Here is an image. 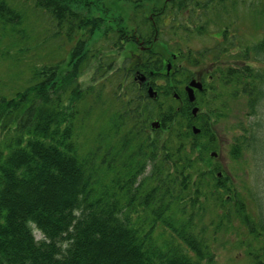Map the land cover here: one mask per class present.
<instances>
[{
    "label": "trees",
    "instance_id": "obj_1",
    "mask_svg": "<svg viewBox=\"0 0 264 264\" xmlns=\"http://www.w3.org/2000/svg\"><path fill=\"white\" fill-rule=\"evenodd\" d=\"M33 1L55 23L53 35L75 45L61 60L34 67L25 89L0 95V264H210V246L194 223L210 201L221 218L238 220L260 239L262 246L249 255L254 264H264V211L252 217L227 175L201 155L213 143L208 119L205 113L193 115L187 100L177 105L172 82L152 83L159 92L155 98L147 87L139 88L123 111L110 114L109 127L87 152L81 150L75 135L77 104L89 90L79 79L98 56V72L111 67L91 45L97 35H116L110 40L124 50L125 12H114L110 0ZM226 1L200 6L201 13L193 15L203 21L197 33L213 21L207 13L211 6L226 7ZM26 17L14 0H0V24L22 39ZM220 32L225 41L216 43L215 57L228 48L229 31ZM155 57L133 64L126 56L121 69L126 75L134 70L156 75L161 63ZM237 57L245 61L240 67L217 70L225 85L235 87L233 95L247 96L254 115L264 102V38ZM153 116L161 121L159 129L149 123ZM126 125L129 131L120 135ZM261 140L251 133L247 142L254 149ZM244 146L235 142L232 158L238 159ZM159 225L171 229L161 241L154 235Z\"/></svg>",
    "mask_w": 264,
    "mask_h": 264
},
{
    "label": "rangeland",
    "instance_id": "obj_2",
    "mask_svg": "<svg viewBox=\"0 0 264 264\" xmlns=\"http://www.w3.org/2000/svg\"><path fill=\"white\" fill-rule=\"evenodd\" d=\"M14 1L27 15L23 24L27 34L22 39L18 33L11 31L9 26L3 27L0 24V95L5 96H13L18 90L25 89L30 84L34 67L61 60L75 45V41L69 43L53 35L55 23L47 13L36 8L33 0ZM232 7L237 10L236 12L233 8L236 15L230 14L231 18L223 17L222 23L219 22L217 25L224 27L229 24V33L235 34L234 45L219 56V63L222 64L218 67L222 70L229 66L238 68L244 64L243 59L237 58V53L245 46L264 38V0H242L232 4ZM133 14V10H126L124 13L125 26L130 30L134 29L135 21L140 25L144 20L140 13ZM171 19V25L165 28L158 39L159 50L182 52V57L177 59L176 63L184 70L180 76V79H183L191 71L201 67L194 63V57L199 58V53L205 54L200 60L207 67L215 61L213 56L217 52L214 47L218 43L216 40L218 27L213 24V20L207 23L205 32L197 33L196 19L189 11ZM110 36L116 35L110 34L102 38L100 34L91 43L94 49L99 50L105 64H111L110 69L107 72L103 70L98 72L96 66L100 59L98 56L92 60L90 67L86 66L79 79L81 87L89 90L85 98L77 104L81 112L77 114L75 122V135L84 153L91 147L99 132L107 130L111 121L110 114L123 111L126 99L129 100L140 93V87L135 80V70L134 73L126 75L125 70L121 69L127 51L115 46ZM207 50L211 52L207 53ZM152 79L160 87L174 82L164 76ZM178 81L176 79V82ZM211 84L215 86V91L198 98L200 112L205 113L213 136L210 148L201 155L207 157L210 163L227 175L228 181L236 186L246 202L251 216L257 219L258 214L264 211V102L259 112L251 115L246 95L240 91L233 95L235 87L225 85L219 78L213 80ZM205 98L209 103L203 101ZM154 119L157 117H151L149 123ZM128 128L127 125L122 127L120 135L128 132ZM147 131L151 136L156 135L153 130ZM251 133L262 138L254 145V149L247 142ZM235 142L245 144L238 159L232 158L230 154L231 146ZM212 151L217 152V155L210 156ZM149 169L150 166L146 168V173L140 176V180L149 173ZM204 208L198 211L194 223L195 230L206 238L210 246L212 254L210 264H254L253 255H249V252L254 254V251H258L262 246L260 239L251 235L245 225L238 220L229 221L221 218L222 214L213 201L208 202ZM136 215L134 213V216ZM170 232L171 229L159 225L154 235L161 241L169 237ZM35 235L37 239L43 236L38 230H35Z\"/></svg>",
    "mask_w": 264,
    "mask_h": 264
},
{
    "label": "flooded vegetation",
    "instance_id": "obj_3",
    "mask_svg": "<svg viewBox=\"0 0 264 264\" xmlns=\"http://www.w3.org/2000/svg\"><path fill=\"white\" fill-rule=\"evenodd\" d=\"M112 4L114 5V12H119V14H122V12H126V10H133L135 15H138L140 13L141 16H145L148 21H142V23L139 25L137 21H135L134 16L132 17L135 21L136 25L134 26V29L130 30L128 27L125 26V34L124 39L121 41V43H125V49L124 51H127V56L130 58V60L133 62V64L138 63L139 60H144V58H147L149 55H156L155 59L158 58L161 65L157 69H155L156 75L153 71H151V75L140 71L135 70L136 76L139 74L146 76L145 81H138L136 78L138 85L140 88L147 87V92L150 86H153V84L157 83L152 79L156 76H164L166 78L174 80V82L171 83L172 87H175L174 90L175 93H178L179 97H175L179 103L178 106L184 105L185 100L190 102L188 98V94L186 91V87L190 84L191 80H194L196 82H199L202 86L201 89L193 88V93L195 95V100L193 102H190V110L192 107L197 106L198 111L199 109V97L205 96L208 92H214L215 86L211 84L213 80L220 79V75L218 72V66H220L222 63H219L220 57H215L214 55L213 59H215L214 62L210 66H206L204 62H202L200 59L204 58V53H199L198 57H194V63L199 66L200 68H197L196 70L191 71L189 74L185 76V78L180 79V76H182L183 69L181 66L177 65L176 61L177 59L182 57V52H168L159 50L160 44L158 43V39L160 38V34L165 31V28L170 26L172 19L171 17H177L179 14H183L187 11L190 12V15H198L201 13L200 6L203 5L204 2L207 0H139L136 2V0H110ZM238 1L242 0H236L235 3L232 2V0L226 1V7H212L211 9L207 11L208 14H210V17L212 20H220V23H222L223 17L229 18L231 15H236L233 13L232 4H236ZM102 4H107L103 2ZM234 10L237 12V10L234 8ZM128 13V12H127ZM133 14V15H134ZM231 14V15H230ZM231 18V17H230ZM142 19V18H141ZM144 19V17H143ZM197 25H200L198 21H196ZM195 25V27L197 26ZM228 25H225L224 27H218L220 31L227 29V32L229 31ZM146 30V31H145ZM216 31V33H220V36L217 35L216 40L220 44H222L225 40L224 34L222 35V32ZM230 35H227L228 37V44L225 46H229L231 48L233 44V36L234 32L229 33ZM121 45V44H120ZM118 46V45H115ZM120 47V46H118ZM121 48V47H120ZM121 51V50H120ZM122 52V51H121ZM210 53V52H208ZM221 54H219L220 56ZM238 58V57H237ZM208 63V62H207ZM204 64V65H203ZM168 67H170V70H168ZM204 69V71L202 70ZM187 70V69H186ZM133 72V73H134ZM176 79L179 81L176 82ZM155 88V86H153ZM156 89V88H155ZM157 90V89H156ZM158 91V90H157ZM182 93V96L179 93ZM159 93V92H158ZM206 103H209V100L206 98L203 99ZM196 113V115H197ZM206 118V116H205ZM207 119V118H206ZM159 129V128H158Z\"/></svg>",
    "mask_w": 264,
    "mask_h": 264
},
{
    "label": "water",
    "instance_id": "obj_4",
    "mask_svg": "<svg viewBox=\"0 0 264 264\" xmlns=\"http://www.w3.org/2000/svg\"><path fill=\"white\" fill-rule=\"evenodd\" d=\"M168 70H170V67H168ZM136 79H137L138 81H140V82H141V81H145V80H146V76L139 74L138 76H136ZM193 88L201 89L202 86H201V84H200L199 82H196V81H194V80H191V81H190V84L186 87V91H187L188 98H189L190 102H193V101L195 100V95H194V93H193ZM148 95H149L151 98H155V97L158 96V91H157L153 86H150L149 89H148ZM174 96L177 97V98L179 97L178 93H175ZM197 111H198V107H197V106L192 107V109H191V113H192L193 115H196ZM151 127H152L153 129H158V128H160V127H161V121H160L159 119H154V120H152V121H151ZM192 131H193L194 133H198V132H199V128H198L197 126L193 125V126H192ZM216 155H217V152H215V151H212V152L210 153V156H216ZM220 174H221V173L218 172V175H220Z\"/></svg>",
    "mask_w": 264,
    "mask_h": 264
}]
</instances>
